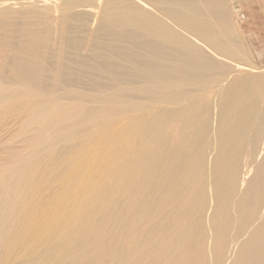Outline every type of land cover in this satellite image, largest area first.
<instances>
[{
    "label": "bare ground",
    "instance_id": "bare-ground-1",
    "mask_svg": "<svg viewBox=\"0 0 264 264\" xmlns=\"http://www.w3.org/2000/svg\"><path fill=\"white\" fill-rule=\"evenodd\" d=\"M231 1L0 0V264H264V67ZM125 117L92 195L47 174L49 132Z\"/></svg>",
    "mask_w": 264,
    "mask_h": 264
},
{
    "label": "rangeland",
    "instance_id": "rangeland-1",
    "mask_svg": "<svg viewBox=\"0 0 264 264\" xmlns=\"http://www.w3.org/2000/svg\"><path fill=\"white\" fill-rule=\"evenodd\" d=\"M232 1H234V2H232ZM231 1V6L233 7V5L235 6V5H237L236 7H238L239 9L238 10H236L235 8L233 9V22H234V24H235V26H236V28H237V30H238V32L240 33V36H241V39H242V41H243V46H244V48L245 49H247L248 51H249V53H250V55H251V60L252 61H254V64L256 65L255 67H264V0H251L250 1V3L251 4H253V6H254V10L252 11V14L250 15V17H249V15H248V13H247V11L245 10V7H244V4L247 2V0H232ZM60 3V2H59ZM233 4V5H232ZM239 4V5H238ZM236 10V11H235ZM235 13V14H234ZM237 14V15H236ZM243 15V16H242ZM244 15H245V17H244ZM249 20H250V23H249ZM238 25H239V27H238ZM94 26H95V24H94ZM93 26V27H94ZM254 32V33H253ZM244 39V40H243ZM246 44V45H245ZM227 61V60H226ZM229 61V60H228ZM231 62V61H230ZM92 105H95V104H89V106H92ZM71 111H73V110H71ZM125 119H126V121H125ZM128 119H130V118H124L123 120H122V122L120 121V124L118 123L117 125H115L116 127H117V129H116V127L115 126H113V128L111 127V129H112V131H113V129H114V131L112 132L111 130H108V129H106V130H99V127L98 126H95V127H92V131L90 132L89 130V132H87V130H85V129H83L81 126H78V125H76V127L78 128V129H80V128H82L83 130H81L80 132L81 133H79L78 132V129L77 128H74L73 130H67L66 132L69 134L70 133V131L72 132H76V133H78V136L77 137H75V138H73V139H65V140H61L60 141V143L59 144H56L54 147L52 146V148L53 149H51V147L49 146V139L52 137L51 136V132H49V134L50 135H48V137H47V142H46V144H48V148L47 149H45V151H47V152H45L46 154H48V158H53L54 156L53 155H55L59 150H60V152L59 153H65L66 154V160H63L61 163H65V165L64 164H60V161H58L57 163H58V165H57V167H55V169H57L56 170V173H55V171L53 172V170H55V169H52L51 171H50V169L48 168V173L47 174H52V173H54V174H62L61 172H64V173H66V174H63V177L65 178H67V180H66V178L65 179H63V177L60 179V181H62V182H64L65 181V184H66V181H68L67 183L69 184V183H71V180L74 178L75 179V185L73 184V187H74V189L78 192V193H82V194H84V193H87L88 194V196H90V195H92V193L94 192V191H92V190H90V188L92 189V186H95V187H102V184L104 183L103 182V180H102V178H101V174H103L102 173V170H101V168H100V166H99V171H97V173L95 172L96 170H97V168H98V165H99V162H98V157H101V155H102V152H103V149H104V143L106 142V140H107V142L109 143H112L114 140L113 139H115L116 137H117V133H118V131L121 129V126H123V125H126V123H128L129 121H128ZM125 124H124V123ZM80 127V128H79ZM115 127V128H114ZM98 128V129H97ZM96 130V131H94V130ZM75 130V131H74ZM115 130H116V132H115ZM94 131V132H93ZM106 131H107V133H106ZM109 131H111L112 132V137H111V135H108V133H109ZM87 133H89L90 135H89V138H87V136H88V134ZM96 133H97V135H96ZM105 133L107 134V135H105ZM115 133H116V135H115ZM114 134V135H113ZM81 135H84V137H83V139H82V141H86V149H85V153H86V155L85 154H83L82 156H81V154H79L78 152H77V150H76V153L73 151V148L72 147H74L75 148V144H77V142H79V141H81V138H82V136ZM100 135H101V137H100ZM102 135H105V136H102ZM51 136V137H50ZM81 138H80V137ZM96 136V137H95ZM98 136V137H97ZM109 136L111 137V138H109ZM116 136V137H115ZM50 137V138H49ZM91 137H93V139H91ZM102 137H104V138H102ZM115 137V138H114ZM80 140H79V139ZM113 138V139H112ZM76 139H77V142H76ZM86 139V140H85ZM88 139H89V141H90V144L88 143ZM96 139H98V140H96ZM100 139V140H99ZM110 139V140H109ZM51 140V139H50ZM75 140V141H74ZM93 140V141H92ZM102 140H103V143H102ZM113 140V141H112ZM101 141V142H100ZM70 143V146H71V148H69V149H63L64 151H61V147L62 148H66V147H70L68 144ZM74 142L75 144H74V146L73 145H71L72 143ZM100 142V143H99ZM62 143H63V146H64V144L66 145V147L64 146H60L59 147V145H62ZM46 144L44 145V146H46ZM95 144V145H94ZM100 144V145H99ZM68 145V146H67ZM91 147V148H90ZM96 147V148H95ZM100 147H102V149L100 148ZM89 148V149H88ZM93 148H95V150L93 149ZM49 149V150H48ZM59 149V150H58ZM102 150V151H99V150ZM54 150V151H53ZM91 151L90 153H89V151ZM49 151H51L52 152V154H51V152H50V156H49ZM56 151V152H55ZM68 151H70V152H68ZM93 151H94V153H93ZM96 151H99L98 153L96 152ZM67 152V153H66ZM101 152V153H100ZM74 154V155H72V158L71 159H73V160H70V156H71V154ZM92 153V154H91ZM95 153H97V154H95ZM69 154V155H68ZM95 154V155H94ZM80 155V156H79ZM90 155V156H89ZM94 155V156H93ZM100 155V156H99ZM69 156V157H68ZM74 156V157H73ZM77 158H76V157ZM92 156V157H91ZM91 157V158H90ZM94 157L96 158V159H94ZM69 158V159H68ZM80 158H82V159H80ZM83 158H85V159H83ZM93 158V159H92ZM79 161H78V160ZM89 159V160H88ZM100 159V158H99ZM81 160H82V162H81ZM83 160H84V162H83ZM95 160V161H94ZM68 161H71L70 163H72V165H74L73 167L72 166H68V164H69V162ZM93 163H92V162ZM96 161H97V163H96ZM76 162V163H75ZM80 162V163H79ZM86 162H88V164H90L89 166H86V165H88ZM75 163V164H74ZM83 163H85V164H82ZM95 163V164H94ZM76 164H77V166H76ZM82 166H81V165ZM92 164V165H91ZM97 164V165H96ZM62 167H61V166ZM66 167V165H67V167L68 168H66V171H65V167ZM81 166V169H79L80 168V166ZM95 165L97 166L96 168H95ZM69 167H70V170H69ZM84 167L85 168H88V169H84ZM75 168H76V171H75ZM77 168L79 169L78 171H77ZM60 169V170H59ZM64 169V170H63ZM68 169V170H67ZM71 169H72V171H73V173L71 172ZM74 169V170H73ZM84 169V170H83ZM89 169H90V171H89ZM93 169V170H92ZM95 170V171H94ZM59 171H60V173H59ZM84 171L85 173V176L83 177V173L82 172ZM88 171V172H87ZM101 171V172H100ZM68 172H69V174H68ZM92 172H94V173H92ZM89 173H90V175H89ZM98 173H99V175H98ZM77 174H79V176H80V178H79V176L77 175ZM71 177H73L72 179H70V176ZM74 175V176H73ZM91 176V177H90ZM82 177V178H81ZM100 177V178H99ZM87 178V179H86ZM63 179V180H62ZM69 179H70V181H69ZM78 179L80 180V182H82V183H80L79 181H78ZM81 179H83L82 181H81ZM84 179H86L85 180V184H83V182H84ZM98 179V180H97ZM101 179V180H100ZM78 182H77V181ZM90 181L91 180V182H88V181ZM59 181V182H60ZM58 182V183H59ZM80 183V184H79ZM88 183V184H87ZM60 184H62V187H63V185H65L64 183H59V186L61 187V185ZM68 184H66L67 186H68ZM77 184H79V185H77ZM84 185H85V187H84ZM86 185H87V187H86ZM78 187V188H77ZM81 187H83V188H81ZM80 189H84V190H80ZM90 192V193H89ZM80 193V194H81Z\"/></svg>",
    "mask_w": 264,
    "mask_h": 264
},
{
    "label": "crops",
    "instance_id": "crops-1",
    "mask_svg": "<svg viewBox=\"0 0 264 264\" xmlns=\"http://www.w3.org/2000/svg\"><path fill=\"white\" fill-rule=\"evenodd\" d=\"M250 1L251 0H247V2L244 4L245 10L247 11L249 17L252 14V11L254 10V6L253 4L250 3ZM249 23H250V20H249Z\"/></svg>",
    "mask_w": 264,
    "mask_h": 264
}]
</instances>
